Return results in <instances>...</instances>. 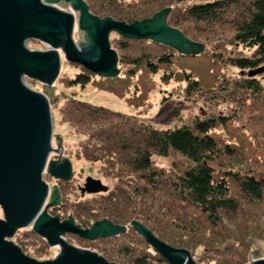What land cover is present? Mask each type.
<instances>
[{
    "label": "trees",
    "instance_id": "trees-1",
    "mask_svg": "<svg viewBox=\"0 0 264 264\" xmlns=\"http://www.w3.org/2000/svg\"><path fill=\"white\" fill-rule=\"evenodd\" d=\"M84 1L94 16L128 25L169 9L168 25L204 47L182 54L116 34L119 67L129 70L103 78L100 89L140 108L157 87L184 82L185 98L207 114L161 128L65 97L63 120L75 131L70 136L83 138L77 151L88 163L108 169L101 177L107 190L78 202L61 197L48 213H65L84 229L98 221L125 227L93 241L72 234L119 264H169L133 222L155 240L188 250L198 264H249L258 246L264 254V78L249 76L264 67V0ZM82 69L71 84L91 83L95 74ZM23 236L42 239L34 230Z\"/></svg>",
    "mask_w": 264,
    "mask_h": 264
},
{
    "label": "water",
    "instance_id": "water-1",
    "mask_svg": "<svg viewBox=\"0 0 264 264\" xmlns=\"http://www.w3.org/2000/svg\"><path fill=\"white\" fill-rule=\"evenodd\" d=\"M60 1L0 0V264H116L96 252L69 244L64 236L74 234L93 241L127 231L109 221L84 229L72 218L61 221L49 215L48 209L59 204L58 189L53 185L51 202L46 205L50 188L42 177L47 174L55 180L71 182L73 165L67 157L49 159L54 151L51 105L46 95L31 90L25 81L52 86L59 76L62 55L67 62L90 73L117 77L119 60L110 42L113 33L131 40H153L182 54L204 50L168 26L169 9L128 25L94 16L84 0H65L73 12L59 9L55 3ZM74 12L79 13L78 29L86 33L89 41L80 48L74 39ZM29 40L45 43L49 49L30 51L26 46ZM263 71L264 67L251 71L249 76ZM106 190L101 180L92 177L80 187L82 194L89 195ZM132 225L169 264H197L188 251L155 240L140 223ZM30 226L51 247H59L56 258L38 261L12 241L18 231ZM251 264H264V259Z\"/></svg>",
    "mask_w": 264,
    "mask_h": 264
},
{
    "label": "rangeland",
    "instance_id": "rangeland-1",
    "mask_svg": "<svg viewBox=\"0 0 264 264\" xmlns=\"http://www.w3.org/2000/svg\"><path fill=\"white\" fill-rule=\"evenodd\" d=\"M134 2H136V0H133L131 3ZM97 3L101 5L100 0H97ZM55 5L63 11L73 12L71 5L68 4L65 0H61L60 2L55 3ZM102 6H104V4H102ZM74 15L76 17V28L74 33V39L77 46L80 48L84 43L88 44L89 41L87 39L86 33L78 29L77 20L79 18V13L74 12ZM100 19H104V18H100ZM115 38H118L116 33L110 35V42L112 49L116 51L117 48H115L116 44L114 42ZM26 46L30 51H46L49 49V47L45 43H42L37 40H29L26 43ZM119 68L121 73L129 70L128 67H124V66H121ZM82 72H83L82 67L67 62L65 57L62 55L59 76L52 86L44 85L40 82L33 80L25 81V84L31 90L46 95L51 105L52 124H53L52 145L54 151L50 154L49 159L59 160L61 157H67L71 160L73 165L74 179L71 181L72 183L69 182L71 183L70 187H66V185L63 184L60 180H55L47 174L43 175L42 177L43 181L50 188L46 205H48L51 202L53 185H56L57 189H59L60 191V192L58 191L59 204H61L60 203L61 197L65 198L64 199L65 202L67 201L70 203L78 202L81 199H85L87 195H89V194H82L80 191V187L84 186L86 179L88 177H92L94 179H98L104 182V180L101 179L102 174L104 175L105 172H108V169L104 168V166H101L100 164L92 165L88 163L85 160V158L78 153L77 146L80 140H83V138L82 137L80 138V136L76 134L70 136L72 133H75V131L73 130L70 124L66 123L63 120L62 111H63L64 101L66 100L65 97H74L77 100L84 101L95 106L104 107L113 112H117L125 115H135L143 120H146L150 124L161 128L176 127L183 122L186 123L188 121L187 123H189V120L195 115L204 116L207 114V112L204 111V108L202 106H199L197 102L195 103V105H193L194 102L192 101V99L190 101L189 99L185 98L184 90L186 88V85L184 82H176L170 85H166L163 86L161 89L157 87L156 89H154L149 93L148 100L145 103V105L138 108L131 106L129 103H127L126 99L118 98L114 96L112 93L100 89L98 84L100 83V80H102L105 77L100 76L98 74L92 76L91 83L86 87H81L80 84L77 85L71 84L70 82L74 80L77 77V75L81 74ZM261 75L264 78V71L261 73ZM250 107L251 106L249 105L248 108ZM258 115H259L258 113L254 114V116L256 117H258ZM59 148H61L62 150L61 153L59 152ZM158 163L165 165L168 162L167 160H158ZM109 181L112 183V180ZM58 205H54L53 207H56ZM56 212L57 211L53 213H49V215H51L52 218H54L56 217V215H54V213ZM67 212L69 216H72L74 214L72 210H67ZM59 216L61 219L67 218L66 214L65 213L62 214L60 211L58 217ZM0 217L3 218L1 210H0ZM30 230H33L32 226L21 229L12 238V241L21 248L23 247L22 242L23 241L26 242L27 247H29V249L28 251L24 252V254L38 261H47L56 258V256L59 253L58 247H50L43 238L41 239L37 237V239L35 240L23 236L24 234H27V232H30ZM64 239L66 240V242L72 244L77 248L90 250L92 252H96L99 255H101L97 250H93L89 248L87 243L80 241L76 237L65 236ZM258 248L259 246L256 248L257 250L256 252L253 251L254 253L252 252L250 254L249 264H251L255 260L264 259V254L261 253ZM196 250L198 254L203 252L202 248H197ZM110 263H114V262H110Z\"/></svg>",
    "mask_w": 264,
    "mask_h": 264
},
{
    "label": "flooded vegetation",
    "instance_id": "flooded-vegetation-1",
    "mask_svg": "<svg viewBox=\"0 0 264 264\" xmlns=\"http://www.w3.org/2000/svg\"><path fill=\"white\" fill-rule=\"evenodd\" d=\"M64 220H67V219H61V221H64ZM65 236H72V234H66ZM64 236V237H65ZM74 236V235H73ZM44 239V238H43ZM46 242H47V244L49 245V243H48V241L46 240V239H44ZM50 246V245H49ZM51 247V246H50ZM59 248V247H58Z\"/></svg>",
    "mask_w": 264,
    "mask_h": 264
}]
</instances>
